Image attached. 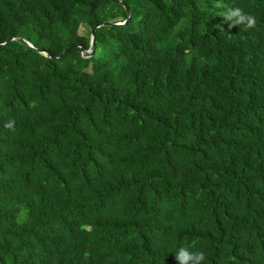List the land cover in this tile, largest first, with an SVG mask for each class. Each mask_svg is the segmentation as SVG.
I'll return each instance as SVG.
<instances>
[{"label": "trees", "instance_id": "1", "mask_svg": "<svg viewBox=\"0 0 264 264\" xmlns=\"http://www.w3.org/2000/svg\"><path fill=\"white\" fill-rule=\"evenodd\" d=\"M182 245L264 264V0H0V264Z\"/></svg>", "mask_w": 264, "mask_h": 264}, {"label": "clouds", "instance_id": "2", "mask_svg": "<svg viewBox=\"0 0 264 264\" xmlns=\"http://www.w3.org/2000/svg\"><path fill=\"white\" fill-rule=\"evenodd\" d=\"M223 16L227 21H230L229 28L233 25H243L244 28H251L255 25V18L250 14H245L241 8L234 7L228 8ZM7 127H12L9 123ZM174 255L178 264H202L205 260V253L202 250H193L190 246H179L175 251Z\"/></svg>", "mask_w": 264, "mask_h": 264}, {"label": "water", "instance_id": "3", "mask_svg": "<svg viewBox=\"0 0 264 264\" xmlns=\"http://www.w3.org/2000/svg\"><path fill=\"white\" fill-rule=\"evenodd\" d=\"M119 2H120V1H119ZM127 12H128V14L130 15V9H129V8H127ZM108 25H109V24H103L102 26H108ZM111 25H112V24H111ZM119 25H124V23H123V24L120 23ZM99 27H101V26H100V25H99V26H96V27L93 29V31H92V42H91L92 50L84 51V49H83V54H85V55L88 56V57H90V56L92 55L93 51H94V48H95L94 39H95L96 31H97V29H98ZM12 40H15V39L13 38V39L8 40V42H7L6 44H8V43H9L10 41H12ZM17 40L20 41V42L26 43V44H28L30 47L34 48V46H32L31 44H29V42H27L26 40H24V39H22V38H20V37L17 38ZM6 44H5V45H6ZM71 49H72V48H68V49H66V50L61 54V56L58 57V59L63 58L64 55H66Z\"/></svg>", "mask_w": 264, "mask_h": 264}, {"label": "rangeland", "instance_id": "4", "mask_svg": "<svg viewBox=\"0 0 264 264\" xmlns=\"http://www.w3.org/2000/svg\"><path fill=\"white\" fill-rule=\"evenodd\" d=\"M80 32L81 33H83L84 35H90V30L89 29H87V28H81L80 29Z\"/></svg>", "mask_w": 264, "mask_h": 264}]
</instances>
